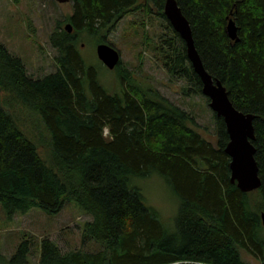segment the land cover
Listing matches in <instances>:
<instances>
[{"label": "trees", "instance_id": "16d2710c", "mask_svg": "<svg viewBox=\"0 0 264 264\" xmlns=\"http://www.w3.org/2000/svg\"><path fill=\"white\" fill-rule=\"evenodd\" d=\"M176 1L206 71L236 109L255 116L261 187L243 193L231 183L222 118L214 113L208 140L187 111L137 84L122 60V91L109 93L83 57L82 34L108 43L127 16H156L166 27L156 48L164 70L187 83L186 95H203L166 0H71L73 33L58 26L50 36L60 54L55 73L34 79L0 44V205L13 219L36 208L57 214L73 201L92 218L84 240L101 244L64 252L45 238L37 264H264V0ZM231 19L238 41L226 31ZM152 173L180 199L172 232L129 185ZM33 241L25 238L7 264H32Z\"/></svg>", "mask_w": 264, "mask_h": 264}, {"label": "rangeland", "instance_id": "374dc122", "mask_svg": "<svg viewBox=\"0 0 264 264\" xmlns=\"http://www.w3.org/2000/svg\"><path fill=\"white\" fill-rule=\"evenodd\" d=\"M72 14V2L62 4L57 0H23L15 5L12 0H0V44L11 55L20 59L28 75L34 79L44 78L57 70L59 52L52 46L50 36L58 26L65 30ZM60 23V25H59ZM165 22L156 16L136 13L124 18L106 40L121 53L122 70L145 89H153L173 104L187 111L202 128L205 138L215 141V115L204 95L190 93L183 88L187 83L176 80L164 70L160 54L156 50L159 36L166 32ZM96 39L81 35L80 51L88 64L98 71L101 84L109 93L122 91L119 70H109L98 59ZM131 188L141 191L148 206L155 209L166 229L175 230L180 199L165 178L152 173L146 178H132ZM92 221L75 202H67L57 214H47L32 209L8 219L0 205V264L14 256L25 238H33V254L30 262L37 264L41 242L45 238L58 244L64 252L82 250L94 253L101 244L84 240L83 226ZM251 264H256L251 260Z\"/></svg>", "mask_w": 264, "mask_h": 264}, {"label": "water", "instance_id": "95a60500", "mask_svg": "<svg viewBox=\"0 0 264 264\" xmlns=\"http://www.w3.org/2000/svg\"><path fill=\"white\" fill-rule=\"evenodd\" d=\"M57 1L62 4L70 2V0ZM164 14L174 31L185 42L187 57L201 79L202 94L209 100L211 110L225 122L229 136L225 153L230 158L231 183L236 184L243 193L258 190L262 185V181L259 176L258 163L255 159L256 148L253 145L256 139L255 116L236 109L223 83L213 79L206 71L195 46L191 25L176 0H166ZM65 31L72 34L73 26L70 23L67 24ZM226 31L232 40L238 41V28L232 19L229 20ZM96 53L98 59L109 70H115L121 62L120 51L108 43L99 44ZM262 220L264 225V214Z\"/></svg>", "mask_w": 264, "mask_h": 264}, {"label": "clouds", "instance_id": "9594fccd", "mask_svg": "<svg viewBox=\"0 0 264 264\" xmlns=\"http://www.w3.org/2000/svg\"><path fill=\"white\" fill-rule=\"evenodd\" d=\"M131 131V130H130Z\"/></svg>", "mask_w": 264, "mask_h": 264}]
</instances>
